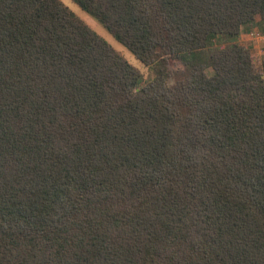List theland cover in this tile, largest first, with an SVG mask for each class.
Masks as SVG:
<instances>
[{
  "label": "trees",
  "instance_id": "1",
  "mask_svg": "<svg viewBox=\"0 0 264 264\" xmlns=\"http://www.w3.org/2000/svg\"><path fill=\"white\" fill-rule=\"evenodd\" d=\"M71 1L149 74L0 0V264H264V0Z\"/></svg>",
  "mask_w": 264,
  "mask_h": 264
},
{
  "label": "rangeland",
  "instance_id": "2",
  "mask_svg": "<svg viewBox=\"0 0 264 264\" xmlns=\"http://www.w3.org/2000/svg\"><path fill=\"white\" fill-rule=\"evenodd\" d=\"M64 5L71 9L76 15L79 16L91 29H93L99 36L104 38L117 52L123 55V57L134 67H136L143 75V78L148 77V69L137 60L134 55L128 51L124 46L117 42L97 21L82 11L75 3L71 0H61ZM239 41L242 44L250 43L252 45V55L257 63V60L262 55V48L264 45V33L260 30H253L249 33H244L239 37ZM207 72L212 74V70L209 68Z\"/></svg>",
  "mask_w": 264,
  "mask_h": 264
}]
</instances>
